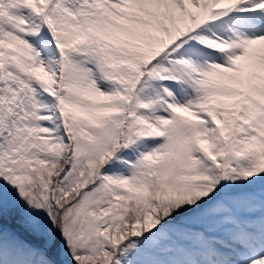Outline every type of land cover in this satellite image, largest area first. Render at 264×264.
<instances>
[{
	"label": "snow or ice",
	"instance_id": "obj_1",
	"mask_svg": "<svg viewBox=\"0 0 264 264\" xmlns=\"http://www.w3.org/2000/svg\"><path fill=\"white\" fill-rule=\"evenodd\" d=\"M0 264H264V0H0Z\"/></svg>",
	"mask_w": 264,
	"mask_h": 264
}]
</instances>
